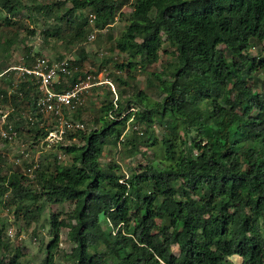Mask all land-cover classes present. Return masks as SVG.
<instances>
[{"label": "trees", "instance_id": "trees-1", "mask_svg": "<svg viewBox=\"0 0 264 264\" xmlns=\"http://www.w3.org/2000/svg\"><path fill=\"white\" fill-rule=\"evenodd\" d=\"M69 1L72 8L57 20L81 26L78 37L88 25L86 17L77 21L78 12L91 9L103 30L123 2L132 1L116 43L127 56L119 68L136 71L157 63L166 42L175 60L149 80L160 100L137 89L122 91L117 107L110 100L103 105L95 118L99 126L69 132V142L60 144L69 164L54 163L50 170L39 163L31 179L0 157L10 168L6 172L0 164V205L8 198L5 205L25 209L28 223L38 220L47 204L73 206L68 221L52 215L54 240L41 264H56L63 228L74 244L67 255L71 264H229L232 257H240L241 264H264V93L248 85L245 74L256 66L247 67L242 59L264 42V0ZM21 14L18 0H0L4 25ZM30 62L27 56L26 65ZM260 65L264 69V60ZM20 91L22 96L4 100L15 109L10 121L18 115L12 122L18 133L28 127L35 140L46 139L37 84L21 82ZM21 108L35 119L33 125L18 113ZM156 124L168 135L159 139ZM119 146L126 157L142 154L141 146L154 151L142 154L147 163L126 176L115 159L101 162L107 148L115 152ZM40 199L35 210L26 207ZM2 251L12 254L1 256L0 264H24L0 229Z\"/></svg>", "mask_w": 264, "mask_h": 264}, {"label": "rangeland", "instance_id": "rangeland-1", "mask_svg": "<svg viewBox=\"0 0 264 264\" xmlns=\"http://www.w3.org/2000/svg\"><path fill=\"white\" fill-rule=\"evenodd\" d=\"M18 1L22 14L11 26L4 25L3 19L6 15H1L3 19H0V71H5L8 66L25 65L27 56H31L32 58L30 64L41 57H46L51 60L69 57L72 60L74 69H76V79L85 82L88 81V77L91 75L95 79L92 78L89 80L88 82L90 83L109 81L111 84L104 83L102 85L91 86L84 94V104L69 116L72 120L84 123L86 131H90L94 127L99 126L98 123H95V118L101 114L102 107L108 100L113 101L115 107H117L118 99L122 91L130 92V94L142 91L148 94L153 100L161 99L156 93V86H150L149 80L153 79L152 74L159 72L168 61L175 60L167 42L160 52V58L157 63L147 65L145 68L138 67L136 71L118 67V65H121L123 62L125 63L127 60L126 55L120 54L116 50V43L127 26V17L132 10V1L123 2L113 22L103 30L100 31L99 29L96 34V39L93 42H89L88 37L94 32L96 27L89 20L85 28V36L83 37H78L81 26L76 25L74 28V26L71 27L65 22H59L57 20V16L72 8L69 0ZM46 6L51 7L48 9ZM91 13H94L91 9L78 12L77 21L81 22L82 16L88 18ZM57 31L59 32L57 36L45 35V32L54 34ZM31 32L34 33L31 34ZM229 59L231 60V58ZM242 59L247 63V67L256 66V70L251 75L245 74V78H248V85L252 86L256 93H264V69L260 65V62L264 60V42L261 44L255 43L254 47L245 53ZM118 78H121L127 84H122ZM74 79L75 77L72 80L74 81ZM2 86L6 88L5 83ZM13 108L14 106L10 101L1 104L0 119L6 114H8V118L10 119ZM21 109L18 111L20 115L22 114L24 116L29 114L27 108ZM17 116L14 117L12 122L18 120ZM43 118L41 120L44 122L42 127L48 129L53 123L52 119L50 117ZM23 124L26 125V122L24 121ZM136 128H140V126H136ZM153 128L159 139L168 135L164 126L161 127L159 124H156ZM27 129L28 127H25L19 133V141L21 142L0 146V155L2 157L4 156L5 163L13 166V169L16 168L12 164V158L16 154L17 147L22 143H25L27 146L31 155V162L34 161L38 165L44 162L45 165L50 166V170H53L55 168L54 163L63 165L70 163L71 157L60 149V144L49 143L42 138L35 140L34 133L27 132ZM131 130L129 129V132ZM66 140L65 145L69 142L68 138ZM73 142L78 143L79 140L76 138L73 139ZM140 149L142 154L145 153L147 155H151V152L154 151L144 146H141ZM112 152L113 150L111 151V148L106 149L101 159L102 164L106 165L115 159L121 164L126 176L130 173V169L140 168L147 163L146 156L142 154L126 157V151L122 146H119L118 151ZM2 166L6 172H9V166ZM34 176L35 172L29 177L33 179ZM43 199H40L38 202H27L26 207L35 210L38 206L42 205ZM7 201L8 198L5 197L0 205V229L3 230L4 241L8 242L12 249L20 250L22 255L21 260L24 264H41L47 256L49 244L54 240L50 224L52 215L59 216V221H68V215L72 212L73 206L69 203L47 204L39 219L28 223L23 216L25 209L17 212L18 209L16 206L10 205L7 207L5 205ZM10 230L14 232L13 237L9 234ZM73 247L74 244L70 240L69 230L63 228L60 234L59 247L56 249V264H71L67 255L71 253ZM173 250L175 253L179 252L178 247H174ZM8 254L12 253L2 251L0 257ZM241 263L242 260L240 257L230 258L229 264Z\"/></svg>", "mask_w": 264, "mask_h": 264}, {"label": "built area", "instance_id": "built-area-1", "mask_svg": "<svg viewBox=\"0 0 264 264\" xmlns=\"http://www.w3.org/2000/svg\"><path fill=\"white\" fill-rule=\"evenodd\" d=\"M88 20L96 27L93 33L88 37L89 42L96 39L99 28L96 26V15L91 13ZM101 31V30H100ZM76 69H74L72 60L65 57L59 60H51L46 57L37 58L30 65H19L9 67L5 71L0 72V106L4 100L12 95L22 96L20 91L21 82L37 84L38 100L36 106L38 112L43 117L52 119L51 126L46 129L48 135L46 141L49 143L61 144L67 139V135L71 131H84L85 124L72 120L69 116L76 111L85 102V92L94 85H102L104 83L111 84L109 81L102 83L88 82L94 76H89L88 81L74 79ZM6 84V88L3 87ZM2 84V85H1ZM56 86H67L62 91H56ZM14 108L11 113L14 112ZM29 122L33 125L35 119L26 115ZM44 119V118H43ZM44 122L41 123V126ZM19 133L16 131L12 121L8 118V114L3 115L0 119V146L5 144L19 143ZM0 157H2L0 155ZM4 157V156H3ZM12 164L15 167H21L24 174L30 176L38 168V164L31 162V155L25 143L20 144L16 149V154L12 158ZM10 236H14L12 230L9 231Z\"/></svg>", "mask_w": 264, "mask_h": 264}]
</instances>
